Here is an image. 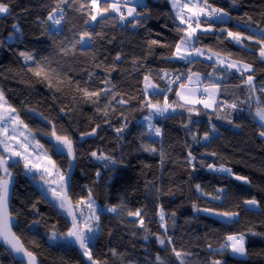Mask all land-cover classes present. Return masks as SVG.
I'll list each match as a JSON object with an SVG mask.
<instances>
[{"label":"trees","instance_id":"16d2710c","mask_svg":"<svg viewBox=\"0 0 264 264\" xmlns=\"http://www.w3.org/2000/svg\"><path fill=\"white\" fill-rule=\"evenodd\" d=\"M3 2L10 14L0 15V91L62 172H67L69 158L58 153L48 138L55 132L72 140L75 158L68 196L78 203L87 200L90 192L101 211L99 232L90 246L93 260L97 264H159L160 256L165 264H181V259L183 264L215 260L264 264V137L259 135L264 127L255 116L256 109L264 107V60L257 43L244 39L238 46L220 31L264 39L252 33L264 29V0L235 4L209 0L232 19L202 23V28L211 26V32L197 30L195 48L252 65L254 71L243 75L206 57L174 58L175 44L183 35L179 29L187 25L176 20L168 0H146V12L124 25L106 19L92 25L89 0ZM57 5L63 8L65 20L53 40L47 17ZM85 31L93 35L90 45L73 49ZM22 52L34 59L26 62ZM38 64L44 69L41 75H36ZM192 73L199 74L204 85L219 86L215 107L208 110L197 105L191 113L155 116L147 101L163 107L166 100L180 107L176 92ZM177 75L184 76L179 85L172 80ZM248 75L253 76L252 88L246 83ZM145 76L157 90L145 91ZM149 116L153 129L161 130L159 136L145 124ZM92 130L94 136L81 139ZM92 152L116 163L97 159ZM8 163L11 176L0 170V178L13 183L14 233L24 248L39 264H88L76 246L50 244L51 235L70 230V222L62 214H56L52 223L43 220L46 205L41 191L25 175L20 161ZM221 166L231 169V174L220 171ZM251 199L258 201V211L245 207L244 202ZM112 207L117 209L114 214L107 211ZM205 209L215 214L238 213V218L221 221ZM137 210L139 217L129 215ZM161 210L165 227H161ZM240 234L246 259L221 247L228 235ZM158 237L165 239V245H160ZM173 248L184 255L178 259ZM0 264L23 263L0 245Z\"/></svg>","mask_w":264,"mask_h":264},{"label":"snow or ice","instance_id":"6c2138e0","mask_svg":"<svg viewBox=\"0 0 264 264\" xmlns=\"http://www.w3.org/2000/svg\"><path fill=\"white\" fill-rule=\"evenodd\" d=\"M62 3H67L68 0H61ZM131 2V0H111V3H108V0H104V3L106 4L105 7L101 8L100 3L101 0H90L91 7L96 9V14H90V18L92 21L97 20V16H103L109 11L119 14V19L121 21H124L127 19V17H133L135 19L136 16L140 15V13L136 12V8L134 7H128L127 8V15H125L123 9ZM233 4L237 2V0H232ZM191 5V7H189ZM172 6L173 8L177 9V18L180 20V24L187 25L184 29H179L183 32V35L180 37L179 42L175 44V53L174 58L179 60H186L187 57L192 55H203V52L199 48H195L193 42L195 40H198L197 30H201L204 33L211 32L212 28L211 26L202 28V23H208L209 21H223L225 17L228 19H232L229 12L225 11L223 8L213 7L211 3H209V0H185L184 3H180V0H172ZM83 7V5L81 6ZM184 9L188 10V13L190 15H186L184 12ZM56 13H59V16H56ZM0 14H10V8L9 5L3 0H0ZM135 14V15H134ZM203 18V19H202ZM48 21H51L52 29H51V35L53 40H55L56 35L59 33V29L57 26L61 25L62 21L65 20L64 16V10L63 8L59 7L57 5L56 8L52 10V12L49 13L47 17ZM250 19V18H249ZM87 24L88 21H85ZM194 25V26H193ZM249 28H251V24L248 25ZM13 28L19 31V28L17 25H13ZM222 32H226L227 36L230 37L233 41H235L237 44L242 43V39H252L251 36L249 37H242V34L240 32H233L228 31L227 29H220ZM261 33L264 34V29H260ZM93 40L92 33H89L87 31L83 32L79 35V38L75 40L74 44L72 45L73 49L76 45H80L81 47H84L88 44L89 41ZM153 44L158 43L157 41H152ZM256 43L260 46L259 47V57L261 60H264V39H257ZM66 52L67 49H64ZM21 56L24 57L25 61L33 60L34 57L32 55H29L27 53H20ZM120 57L117 56V59ZM211 59V56L209 57ZM220 64H224V61L221 60ZM38 67L40 68V71L36 72V75H41L42 72H44V69L40 67L38 64ZM228 68H235L236 71L241 72V75H243L244 72L251 73L254 71L252 65L250 64H238V63H229L227 64ZM54 71V70H53ZM47 77V73H44ZM145 79V91H147L149 88L156 90L157 86L155 84H152L150 82V78L148 76L144 77ZM188 79L191 81L192 77L189 76ZM246 83L249 85L250 88L253 87V76L248 75ZM181 87L183 88L184 85L182 84ZM219 86L218 85H212L211 90L209 88H205L204 92L207 94V99L204 100H192L189 99L186 96H183L180 92H177L176 94L181 97V99L185 100L186 103L193 104V103H202L205 108H212L214 104L216 103L215 95L218 91ZM107 91H110L107 90ZM159 91H163L162 89ZM89 95H99V93H87ZM120 103H124L123 100L120 101ZM147 107L151 108L154 113L163 115L165 112L171 108V105L167 103L165 100L164 106L161 107L159 103H152L151 100L147 101ZM229 107L235 109L237 107L236 104H231ZM16 112V109L13 108L11 105L7 104V101L4 97V94L2 91H0V134H2L5 139L0 140V144H3L4 148L3 151L10 153L11 156L20 157L25 161L24 167L29 172H32L35 170L36 173L39 174L40 179L44 181L45 184H52L55 183V181L48 179L53 176V171L50 170L49 167L44 166L43 164L39 162H33L31 159L28 158V155H25V153H28V145L19 142L20 147L23 149V151H17L14 148L10 147L8 143L6 142L8 139L15 140V135L9 136L8 128L9 126H12V131L15 132L16 127L23 124V121L19 120V117L16 115H13V113ZM255 116L259 119V121L264 122V107H259L256 109ZM146 120L151 119V117H145ZM25 127H27L25 125ZM149 129L154 130V133L156 136H159L161 134V130L159 128H154L149 123ZM119 132L120 129H117ZM54 136L56 135L55 132L52 133ZM91 135L95 134V130H93ZM23 135V133H21ZM261 137H264V131H261L259 133ZM195 139V137H193ZM204 139H208V135L205 134ZM25 140H27V137H25ZM57 144L62 146V149L67 150V155L72 156L75 158L74 150H73V142L70 138L67 136H56ZM149 151H155V149H146ZM31 155V154H29ZM91 155L93 157H96L97 159H101L107 162H110L112 164H115L116 161L113 160L111 157H107L104 155H97L96 152H92ZM191 155V153H189ZM10 157H5L3 155H0V170H3L6 176H11V173L8 171L9 168V160ZM40 157L37 155V161H39ZM44 159L47 161L48 164L52 166V169H55V163L51 160L50 157H48L46 154L44 155ZM107 166V164L105 165ZM220 171L228 172L231 174V169L224 168L221 166L219 169ZM99 176V173H97ZM33 179H35V175L33 176ZM236 179L238 180H245V177L237 176ZM59 180L60 184L56 188H50V190L53 193V196L59 199V207L61 209H65L67 211V214L72 217V227L67 232L66 237L71 239L73 242L77 243L80 247V249L83 250V255L88 258L89 261H92V264H96V262L92 258L91 250L89 247L91 236L89 234L94 233L98 230V221L99 216L97 215V209L94 206V201L91 198V193L89 192V197L87 201V207L91 212V215L83 220L79 219L76 215V210L73 208V205L71 203V200L66 194V180L67 178L63 174H59ZM199 190L200 186H196ZM222 191V190H221ZM215 198V197H214ZM85 201L81 200L78 202V204L83 205ZM246 205L255 206L258 204V201L255 199L246 200L244 202ZM107 211L110 212H116L117 209L115 207L108 208ZM206 212H211V209H205ZM129 215L131 216H137L139 217L141 215L140 211L137 210L136 212H129ZM217 215L228 217L229 219L238 216V213H217ZM80 216L83 217V212H80ZM11 217L9 212V180L0 178V240L3 241V243L8 246L13 252L22 254V257L27 258V264H37L36 257L33 255L32 252L26 250L22 243L20 242V239L16 236V234L12 231V226L10 223ZM95 220L97 222L96 227H93L90 221ZM160 221L161 227H165V224L163 223L165 221V215L163 213V210L160 212ZM141 226H143V219L140 220ZM166 230V228H165ZM52 239H55V235L52 237ZM158 241L160 245H165L166 241L165 239L159 238ZM168 244H171V238L169 237L167 240ZM211 247V246H209ZM223 249L231 248L232 253L238 254L240 256L246 255V248H245V242H244V235H228L226 238V243L221 246ZM173 252L175 256L180 259L184 254L181 251H177L175 248H173ZM157 261L159 264H165L163 259L160 256H157ZM181 264H183V260L181 259ZM213 264H221V261L215 260L213 261Z\"/></svg>","mask_w":264,"mask_h":264},{"label":"rangeland","instance_id":"374dc122","mask_svg":"<svg viewBox=\"0 0 264 264\" xmlns=\"http://www.w3.org/2000/svg\"><path fill=\"white\" fill-rule=\"evenodd\" d=\"M102 1H104V0H101L100 6H102V4H103ZM138 1H140L141 3L143 2L142 4H144L145 7H146V0H138ZM108 2L111 3V0H108ZM184 2H185V0H180V3H184ZM170 3L172 5V0H170ZM135 4H137V0H131V2L128 5H132L133 6ZM172 8H173V6H172ZM139 9H141V8H139ZM177 11H178L177 9L173 8V13L175 15H177ZM187 11H188L187 9H184L185 14H186ZM93 13L96 14V9H94V8H93ZM0 15H3V14H0ZM113 15H117L118 17H113ZM56 16L58 17L59 13H56ZM105 16H106V21L108 23H110V24H115L116 22H119L121 24V22H122L119 19V14H117V13L109 11V13H106L103 17H105ZM101 17L102 16H97V19H99ZM95 21H92V25H94ZM49 22H50V29H52L51 21H49ZM62 24L63 23H61V25L57 26L59 31L62 28ZM12 39L13 38H11V41H12ZM89 45H90V41L88 42V44L86 46H89ZM86 46H84V47H86ZM207 53H208L209 56H211L210 60H212V61H216L217 63L220 64V61L223 60L224 64H220V65H222L224 67H227V64H229V63H238V64H241V65L242 64H246V63H243V62L226 60V59H224L222 57H219V56H217V55H215L213 53H210V52H207ZM231 69L232 70H236L235 68H231ZM190 76L192 77L191 81L188 79V84L186 83L183 88L182 87L179 88L177 92H180L183 96H186V97H188L189 99H192V100H204V99H207V94L202 93V89L200 88V85H199V82H201L200 80L202 79V77L199 74H196V73H192ZM195 80H198V81H196V83L194 84L193 82ZM207 86H210L208 88L211 90V86L212 85L209 84ZM144 88H145V82H144ZM151 90L152 89L149 88L146 92L148 93ZM176 100L179 103L180 107L177 108L176 105H171V108H169V110L167 112H165L164 114L167 115V114L174 113L176 111H183V112L185 111V112H190L191 113V111H193L194 107L197 106V105H201L202 107H204V105L202 103H193V104L186 103L185 100L181 99V97L178 96L177 94H176ZM206 109L212 110L213 107L212 108H206ZM13 115H16V113H13ZM154 115L155 116H163V115H159V114H156V113H154ZM149 123L152 126H154V124L152 122V118L150 119V121L149 120H145V124L147 125L148 128H149ZM263 126H264V124H263ZM92 132H93V130L88 132V133H86V134L81 135V139L94 136L95 134L94 135L90 134ZM8 133H9V136L15 135V137H16L15 140L8 139L6 141L10 147L14 148L17 151H23V149L20 147V143H18V141L27 144L28 145V153H25V155H28V158L31 159L33 162H39V163L43 164L44 166L49 167L50 170L53 171V176L48 178V179H51V180L55 181V183H52L50 185L49 184H45L44 181L40 179L39 174L36 173L35 170H33L32 172H29L28 170L25 169V167H24L25 161L23 159H21L20 157L11 156L10 153L4 152L3 151L4 146H3V144H0V153L3 156H5V157H10L8 162L15 163L17 161H20L23 164L25 175L41 191L42 200H43L44 204L46 205V210H45V212H44V214L42 216L43 220H45L48 223H52L54 221V218H55L56 214H62L68 219V221L70 222L71 227H72V217L67 214V211L65 209H61L59 207V203H60L59 199H57L56 197L53 196V193L50 190V188H56L61 183L60 180H59V174H63L67 178V180H66V185H67L66 194L68 196V186H69V182H70V174H71L72 169L74 167V158L72 156L67 155V150L66 149H62V146L57 144L56 136L51 135V136H49L48 139L54 143L55 150L58 153H63L66 156H68L69 161H70L69 168H68L67 172H62L57 167H55V169H52V166L50 164H48L47 161L44 159V155L45 154L48 157H50V158H51V156L45 151L44 147L38 142V140H37L36 136L34 135V133L31 132L27 127H25L22 124V125L16 127L15 132H13L12 131V126H9ZM21 133H23V135H21ZM25 137H27V140H25ZM4 139H5V137L2 134H0V140H4ZM29 154H31V155H29ZM37 155H39V157H40L39 161H37ZM51 160L53 161L52 158H51ZM34 175L37 176L38 178L33 179ZM4 179H7V178H4ZM83 201H85V203L83 205H80L78 203H73L71 201V203L73 205V208L76 210L77 217L79 219H81V220H83V219H85V218H87V217H89L91 215V212H90V210L87 207L88 199L87 200H83ZM94 206L97 209V215L100 217L101 211L96 207L95 204H94ZM245 207L248 210H253V211H258V209H259L258 204L255 205V206H250V205H246L245 204ZM80 212H83V217L80 216ZM108 212H110V211H108ZM111 213L114 214L115 212H111ZM209 214L210 215H214L215 217H217L221 221H225V222H228V221H231V220H236L238 218V216H236V217H233V218L229 219L228 217L220 216V215H217V214L211 213V212H209ZM90 223L92 224L93 227H96V225H97V222L95 220L90 221ZM98 232H99V224H98V230L95 231L92 234H89L91 236L89 247L92 245V243L94 241V237H95V235ZM66 234H63V235L53 234V235H51V237L49 239L50 244H52V245L61 244V245H65L67 247L76 246L80 250L81 254L83 255V250L80 249L79 245L77 243L73 242L71 239L67 238ZM54 235H55V239H52V237ZM229 249H230V253H231L232 256H234L236 258H240V259H246V255L240 256L238 254H234V253H232L231 248H229ZM83 257L85 258V260L87 261L88 264H92V261H89L86 256L83 255Z\"/></svg>","mask_w":264,"mask_h":264},{"label":"crops","instance_id":"0c3cea01","mask_svg":"<svg viewBox=\"0 0 264 264\" xmlns=\"http://www.w3.org/2000/svg\"><path fill=\"white\" fill-rule=\"evenodd\" d=\"M90 1V0H89ZM169 1V3H170V0H168ZM103 2V4H102V6H100L101 8H103V7H105L106 6V4L104 3V1H102ZM108 3H110V2H108ZM143 3V2H142ZM140 1H138L137 0V4H135V5H127L124 9H123V11H124V13H125V15H127V8L128 7H134V8H136V12L137 13H140V15L141 14H143V13H145L146 12V8H145V5L144 4H142ZM140 6V7H139ZM170 7H171V10H172V12H173V8H172V5H171V3H170ZM189 7H191V5H189ZM139 8H141V9H139ZM109 13V12H108ZM135 15V14H134ZM173 15H174V17L176 18V20L180 23V20L177 18V15H175L174 13H173ZM186 15H190V13H188V11L186 12ZM104 16V15H103ZM101 17V18H99V19H106V16L105 17ZM139 16V15H138ZM113 17H118L117 15H113ZM137 17V16H136ZM131 19H133V17H127V19L126 20H124V21H122L121 22V25H124L128 20H131ZM117 24H120L119 22H116ZM184 25V24H183ZM252 33L253 34H255V35H257V36H259V37H262V38H264V34H262L261 33V31H259V30H253L252 31ZM243 37V36H242ZM231 39V38H230ZM246 39V38H245ZM242 40H244V39H242ZM248 42H251V43H256V40H254V39H246ZM236 45H238V46H242V43L241 44H237L235 41H233ZM193 44H194V42H193ZM202 52H203V55H199V56H197V55H192V56H189V57H187V59L186 60H191V58L193 57V58H204V57H206V58H209L210 56L208 55V53L206 52V51H203V50H201ZM179 60V59H178ZM196 81H198V80H195L193 83L195 84L196 83ZM201 82H199V85H200V88L202 89V93H205L204 92V89L205 88H208V87H210V86H207V85H204L203 83H202V79L200 80ZM187 84H188V81H187ZM206 94V93H205ZM218 98H219V89H218V91L216 92V95H215V100H216V103L214 104V106H213V108L215 107V105L218 103ZM256 120H257V122L260 124L261 123V121H259V119L256 117ZM262 124V125H261ZM260 125L261 126H263V124H264V122H262ZM264 127V126H263ZM228 173V172H227Z\"/></svg>","mask_w":264,"mask_h":264},{"label":"water","instance_id":"95a60500","mask_svg":"<svg viewBox=\"0 0 264 264\" xmlns=\"http://www.w3.org/2000/svg\"><path fill=\"white\" fill-rule=\"evenodd\" d=\"M12 197H13V183L9 180V212H10V217H11L10 223H11V226H12V231L14 232V229L17 227V220L11 215V201H12ZM0 245L7 252L10 253V255L14 258V260H16L18 262H21L23 264H27V258L26 257H22V254H18V253L13 252L8 246H6L3 243L2 240H0ZM37 264H39L38 261H37Z\"/></svg>","mask_w":264,"mask_h":264},{"label":"built area","instance_id":"2783aa9c","mask_svg":"<svg viewBox=\"0 0 264 264\" xmlns=\"http://www.w3.org/2000/svg\"><path fill=\"white\" fill-rule=\"evenodd\" d=\"M183 78H184L183 75H177V76H173L172 80L175 82L176 85H179L183 81Z\"/></svg>","mask_w":264,"mask_h":264}]
</instances>
